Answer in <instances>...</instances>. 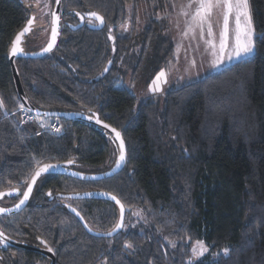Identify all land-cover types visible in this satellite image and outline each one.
I'll use <instances>...</instances> for the list:
<instances>
[{
	"label": "trees",
	"instance_id": "trees-1",
	"mask_svg": "<svg viewBox=\"0 0 264 264\" xmlns=\"http://www.w3.org/2000/svg\"><path fill=\"white\" fill-rule=\"evenodd\" d=\"M62 3L56 47L16 59L26 94L41 110L99 113L122 131L127 161L100 180L59 173L41 179L36 195L42 199L0 227L51 247L56 264H189L195 240L219 254L192 264H264V0H249L258 37L251 56L173 87L161 100L138 98L123 79L129 70L137 78L148 57L151 78L174 58L175 44L157 17L168 0ZM129 6L131 28L121 35ZM91 12L103 16V27L70 25L81 22L77 13ZM31 13L24 0H0V191L23 190L45 162L103 172L120 156L116 139L91 123L40 116L62 125L53 133L36 121L21 122L8 54ZM35 29L22 37L25 50L43 46ZM106 191L125 204L124 227L111 237L95 236L74 208L90 228L114 229L120 209ZM33 256L39 255L20 250L2 261L26 264Z\"/></svg>",
	"mask_w": 264,
	"mask_h": 264
},
{
	"label": "rangeland",
	"instance_id": "rangeland-1",
	"mask_svg": "<svg viewBox=\"0 0 264 264\" xmlns=\"http://www.w3.org/2000/svg\"><path fill=\"white\" fill-rule=\"evenodd\" d=\"M24 1L28 3L29 6H31V14H34L36 16V29L34 32L37 35L41 34L38 43L44 45V43H46L49 38L51 30L53 13L52 10H50V5L52 0ZM188 3L189 0H168L167 5L165 6V11H160L157 13V17L164 20V34L168 35V37L171 38L175 44V56L170 60L167 66L161 69L165 72V77H162L161 80L156 82L158 90L155 92L151 91L150 89L151 87H153V80H155L157 74L161 70L153 78L150 77V68L153 64L152 56L150 58H147L146 65L143 69H141L137 78L132 77V70H129V72L123 79V85L127 86L138 98H142L146 95H153L158 100H161L163 99V96L167 90L204 77L211 72L217 71L220 68L237 61L233 60L229 62L225 59V62L219 67L212 66L213 61L216 60L219 56V33L222 26V18L220 17L219 13L212 17L213 35L211 36L207 32V28H205L203 34H201L199 28H195L194 31H189L188 21L190 20V15L193 9L186 7ZM131 10L132 9L129 6V17L124 22L122 27L119 28V34L121 35L127 34L130 31ZM183 12H188L189 16H184L182 14ZM234 29V19L230 18L228 41L230 47L228 48V51H231ZM207 41H213L216 44L215 56L213 55L214 50L212 46L207 43ZM48 121H51V125L53 124V128L57 129V126L54 123V121L56 120L52 119ZM62 131L63 128L61 125L60 132ZM197 241H202L207 247L208 251L205 252L203 256L196 257H194L192 252L189 261L191 260L192 263H196L207 255L210 257L211 261L218 258L219 253L211 252L210 246L204 240H195L192 244V248L196 246Z\"/></svg>",
	"mask_w": 264,
	"mask_h": 264
},
{
	"label": "snow or ice",
	"instance_id": "snow-or-ice-1",
	"mask_svg": "<svg viewBox=\"0 0 264 264\" xmlns=\"http://www.w3.org/2000/svg\"><path fill=\"white\" fill-rule=\"evenodd\" d=\"M60 0H57V3H59ZM187 8L193 9L190 15V20L188 21V29L189 31H194L195 28H199L201 34L204 33L205 28H207L208 34L211 36L213 35V21L212 17L219 13L220 17L222 18V26L219 33L220 36V43H219V56L216 60L213 61V67H219L221 64L225 62V59L229 62L233 60H239L243 57L251 56L256 47V39L258 38L255 31V26L252 21V16L249 8V0H189V3L186 5ZM184 16H189L188 12L182 13ZM78 16H80L81 22L85 21V17L83 15H80L77 13ZM54 16V23L59 22L60 17L55 15ZM230 18L234 19L235 22V29L233 33V42L231 44V51H228L229 45V20ZM35 17H32L28 20V25L20 31L18 34L15 35L12 45L9 52V57H16L21 55H29V53L25 52L24 48L21 46L22 43V37L31 31V26L33 24ZM98 20L99 25L103 27L104 25V18L100 16L98 13L92 12L88 14V24H92V20ZM187 34V33H185ZM57 38V28H53L51 32V42L43 49V52L47 53L50 52L55 45ZM112 39H115L114 37H111ZM212 48H213V55H216V44L213 41H207ZM194 63V62H193ZM108 69L106 68L105 71ZM162 77H165V72L161 70L155 80H153L152 84L153 87H151V91L155 92L158 90V87L156 86V82L161 80ZM0 107H3V100H0ZM21 107H23L21 105ZM89 119H92V117H89ZM99 122V121H97ZM107 127V126H106ZM56 132H59L60 129H55ZM112 132L115 133L117 138H120V133L116 131L115 128L112 129ZM124 147V141L120 139L119 141V148L123 149ZM35 159V158H34ZM125 161V155L124 152H120L119 160L117 161V167L120 166L121 163ZM74 161L69 160L67 161V164L71 165ZM36 164L39 165V161H36ZM59 165L57 164H45L42 167H38L37 170H35L34 174L31 176V182H25L24 187L26 188L25 191L21 192L20 195L22 196L21 199H19V203L15 206L17 209H19L21 206H23L26 201L29 199V196L32 193V186L36 184V180L38 177H40L42 174H47L51 172L52 170L58 168ZM79 175V174H76ZM15 191L19 192V189H15ZM11 193H9L10 195ZM0 195H3V193H0ZM47 195L51 196L52 193L49 192ZM90 195V194H89ZM113 200L116 201L117 204L120 205V212H121V218L118 224L116 225L117 229L123 228V212H124V206L120 203L119 200L116 199L115 196L111 197ZM11 209L6 208H0V214H5L10 212ZM79 215V213H77ZM138 215V213H137ZM109 235H112V233H109ZM0 240L6 241V237L3 231H0ZM175 247V244L172 245ZM126 248H131L132 245L126 244ZM51 250V249H50ZM208 249L204 245L202 241H197L196 246L192 248V252L194 257L196 256H203L205 252H207ZM228 253V249H224V254L226 255ZM189 264H192V261H189Z\"/></svg>",
	"mask_w": 264,
	"mask_h": 264
},
{
	"label": "water",
	"instance_id": "water-1",
	"mask_svg": "<svg viewBox=\"0 0 264 264\" xmlns=\"http://www.w3.org/2000/svg\"><path fill=\"white\" fill-rule=\"evenodd\" d=\"M62 2H63V0H60V2L57 3V0H56L55 8H54L53 13H55V15L59 16L60 19H59L58 24L57 23H54V16L52 15L51 30H50V35H49V38H48L47 42L40 49H38V50L28 51V50H25L24 49L25 52L29 53V55H21V56H16V57H11V58L9 57V60H10L11 66H12V71H13L15 86H16V90L18 92L19 99H20L21 103L26 108H28L29 110H31L33 113H35L38 116H43V117H46V118H49V117H60V118H65V119H69V120H81V121H85V122H88V123H91L93 125H96V126L102 128V129H104L105 131H107L109 134H111L116 139V141L118 142V145H119L120 139H122L124 141V147H123V149H120V152L121 151L124 152L125 161L123 163H121L119 167H117V163H116V165L114 167H112L109 170L103 171V172H84V171L76 170V169H73L71 167H68V166H66L64 164L56 163V162H45V163H42V164H40L38 166V167H42L45 164H57V165H59V167L56 168V169H54V170H52L49 173L66 174V175H71L73 177L80 178V179H85V180H100L102 178H106V177H109V176H113L116 173L120 172L124 168V166L126 164V161H127V145H126L125 139L123 137L122 131L119 128H117V127L113 126L112 124H110L109 122H107L105 119L101 118L100 115H99V113H97V112H95L94 114H88V113H85V112L58 111V110H41V109L37 108L35 105L32 104V102L29 100V98H28V96L26 94V91L24 89V86H23V83H22V80H21V77H20V74H19V71H18V68H17V65H16V59L18 57H32V58L42 57V56H45V55L49 54L56 47L57 42H58V38H59V34H60V20H61V12H62ZM99 15L102 16L101 14H99ZM32 17H35V16L33 14H31L30 17H29V19L32 18ZM28 20H27L25 26L20 31H22L28 25ZM34 21H35V19H34ZM34 21H33V24H34ZM33 24L31 26V30L33 28ZM54 27L57 28V38H56L55 45L53 46V48H52V50L50 52L45 53V52H43V49L45 47H47V45L51 42V32H52V29ZM73 27L75 28L76 26H73ZM98 27L99 26H97V28ZM9 52H10V50H9ZM89 117H92V119H89ZM97 121H99V122H97ZM113 128H115L116 131H118L120 133V138H117L116 135H115V133L112 132V129ZM38 167L35 170H37ZM49 173H47V174H49ZM76 174H79V175H76ZM43 175H45V174H42L41 176H43ZM38 178H37V180H38ZM30 182H31V178H30V180H29L28 183H30ZM34 186H35V184L32 186V188H34ZM0 193H3V195H0V198H1V197L4 196L5 193H7V191H0ZM103 195L105 197H107V198H111V197L115 196L116 199L119 200L120 203L124 206V212H123V224H124L125 217H126V206L123 203V201L118 196H116L115 194H112V193L107 192V191ZM30 196H29V198H30ZM28 200L19 209H17L15 207L19 203V200L15 204H13V205H11L9 207H5V206L0 205V208L11 209V211L8 212V213H5V215L14 214V213H17L20 210H22L26 206ZM117 205H118V207L120 209V205L119 204H117ZM74 213L77 216V218L80 220V222L83 224V226L85 227V229L90 234H92V235H95V236H104V237H111V236L117 234L122 229V228L117 229L115 227L114 229L109 230V231H96V230H94V229H92V228H90L88 226L87 221L85 220L84 216L82 215V213L79 210H77L76 208H74ZM77 213H79V215H77ZM120 218H121V212H120V217H119L118 222L120 221ZM0 231H3V230H1V228H0ZM109 233H112V235H109ZM5 237H6V242L7 243H10L11 245H15V246H18V247H23V248L37 250V251H39V252H41L43 254L48 255L51 258V260H52L50 264H55L56 258H55V254H54V252L52 250L46 249V248L35 247V246H31V245H29V244H27L25 242L16 241V240L10 238L9 236H7L6 234H5Z\"/></svg>",
	"mask_w": 264,
	"mask_h": 264
},
{
	"label": "flooded vegetation",
	"instance_id": "flooded-vegetation-1",
	"mask_svg": "<svg viewBox=\"0 0 264 264\" xmlns=\"http://www.w3.org/2000/svg\"><path fill=\"white\" fill-rule=\"evenodd\" d=\"M55 3H56V0H52V1H51L50 10H52V13H53L54 8H55ZM62 4H63V3H62ZM29 7L31 8V6H29ZM91 13H92V12H91ZM95 13H97V12H95ZM61 14H62V13H61ZM98 14H99V13H98ZM33 15H34V14H33ZM34 16H35V15H34ZM61 19H62V18H61ZM87 20H88V17L85 18V21H84V22H76V23H73V24H70V25H71L72 27H73V26H76L75 28H77V27H79V26H82V25L86 24V23H87ZM35 21H36V16H35ZM35 21H34V24H33V28L36 27V26H35ZM87 24H88V23H87ZM104 24H105V22H104ZM89 25H90V24H89ZM60 26H61V20H60ZM91 26H93V27H97V26H99V27H100V25H99V21L93 19V20H92V24H91ZM103 26H104V25H103ZM73 28H74V27H73ZM44 44H45V43H44ZM66 166H67V165H66ZM68 167H69V166H68ZM71 168H72V167H71ZM56 174H58V173H49V174H45V175L39 177L38 180L36 181V184H35V186H34V188H33V191H32V193H31V196H30V198H29V200H28L26 206H25L22 210H20V211L17 212V213H14V214H8V215L0 214V222H1V220H3V222L6 223V221H7L8 219L12 218L14 215H17V214H20V213H24V212L27 210L26 208H28V205H30V203H32V202H34V201H36V202L38 203L39 200L42 199V198H40L39 195H36L37 192H39V191L42 190V189H41V184H39V183H40V180L43 179V178H45V177H47V176H52V175H56ZM69 176H71V175H69ZM72 177H73V176H72ZM30 178H31V177H30ZM29 180H30V179H29ZM29 180H28V182H29ZM43 182H44V181H43ZM15 189H19V192L15 191ZM25 189H26V188H24L23 190H20L19 187H13V188H9V189H5V190H3V191H7V193H5L4 196L0 198V205L5 206V207H9V206L15 204V203H16V202L22 197V196L20 195V193L23 192V191H25ZM9 193H11V194L9 195ZM53 198H54V196H50L49 201H50V200H54ZM58 199H62V200L64 199V201H65V200H67L68 198H66V197H60V198H58ZM0 228H1V227H0ZM1 230H3V232H4L7 236H9L10 238H12V239H14V240H16V241L25 242V243H27V244H29V245H31V246H35V247L51 249V250L54 252V254H55V258H56V253H55V251H54L51 247H48V246H45V245H40V244L38 243V241H36V242L32 241L31 237H28V238H27L26 236H24V238H17V237L10 236V235L7 233L6 230H4V229H2V228H1ZM20 250H22V251H26L27 253L31 252L32 254L39 255V256H33V257H31V258H30L31 260H30L28 263H26V264H50L51 261H52L51 258H50L48 255L43 254V253H41V252H39V251H37V250L28 249V248H23V247H18V246H15V245H11L10 243H7V242L4 241V240H0V264H7V263H4V262L2 261L3 256H4V257L7 256V258H8V257H12V255H16L17 252L20 251ZM55 264H56V261H55Z\"/></svg>",
	"mask_w": 264,
	"mask_h": 264
},
{
	"label": "built area",
	"instance_id": "built-area-1",
	"mask_svg": "<svg viewBox=\"0 0 264 264\" xmlns=\"http://www.w3.org/2000/svg\"><path fill=\"white\" fill-rule=\"evenodd\" d=\"M19 110L21 113V122L36 121L42 130L50 131L53 133H61L60 131L56 132L55 128H53V124L51 125V121H47L44 118H41L40 116L33 113L31 110L27 109L25 106L20 107ZM54 123L57 128L60 129V123L57 120L54 121Z\"/></svg>",
	"mask_w": 264,
	"mask_h": 264
},
{
	"label": "bare ground",
	"instance_id": "bare-ground-1",
	"mask_svg": "<svg viewBox=\"0 0 264 264\" xmlns=\"http://www.w3.org/2000/svg\"><path fill=\"white\" fill-rule=\"evenodd\" d=\"M44 118H46V117H44Z\"/></svg>",
	"mask_w": 264,
	"mask_h": 264
}]
</instances>
